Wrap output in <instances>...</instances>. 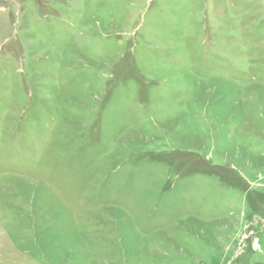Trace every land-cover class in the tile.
Segmentation results:
<instances>
[{
    "label": "rangeland",
    "instance_id": "1",
    "mask_svg": "<svg viewBox=\"0 0 264 264\" xmlns=\"http://www.w3.org/2000/svg\"><path fill=\"white\" fill-rule=\"evenodd\" d=\"M0 264H264V0H0Z\"/></svg>",
    "mask_w": 264,
    "mask_h": 264
}]
</instances>
